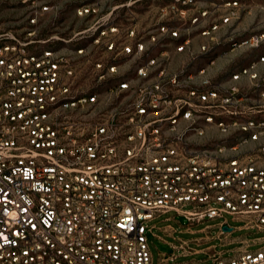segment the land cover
<instances>
[{
	"label": "built area",
	"instance_id": "obj_1",
	"mask_svg": "<svg viewBox=\"0 0 264 264\" xmlns=\"http://www.w3.org/2000/svg\"><path fill=\"white\" fill-rule=\"evenodd\" d=\"M16 1L26 28L0 27V264H152L148 222L168 211L264 233V54L230 78L247 77L253 99L208 75L225 44L264 47V31L234 36L240 0H169L146 30L131 11L119 23L76 0L88 23L44 40L41 20L58 7ZM171 51L187 61L173 69ZM239 243L211 264H264V246Z\"/></svg>",
	"mask_w": 264,
	"mask_h": 264
},
{
	"label": "rangeland",
	"instance_id": "obj_2",
	"mask_svg": "<svg viewBox=\"0 0 264 264\" xmlns=\"http://www.w3.org/2000/svg\"><path fill=\"white\" fill-rule=\"evenodd\" d=\"M50 4L59 7L56 17L51 16L50 21L46 22L39 28V38L42 40L47 39L51 35H58L63 39H68L74 33L82 30L90 19H81L75 16V8L78 5L76 0H45ZM100 1V0H91ZM241 4H245V0H240ZM253 4L264 5V0H253ZM247 4V3H246ZM24 10L17 3L16 0H0V27L3 29H10L12 31L21 32L26 27L24 25ZM139 14H143L142 12ZM123 15V14H122ZM242 18V17H241ZM245 18V17H244ZM249 21L259 19L253 14L252 18H246ZM251 24L246 28L243 36H247L250 32L257 31L256 27ZM264 31V28L258 31ZM60 49L71 47L72 44H63L60 42L55 43ZM83 81L79 82L82 85ZM226 221L227 225L233 230L226 236L218 237V224ZM243 222L236 220L233 216L223 214L222 218L214 220H205L200 223H188L185 218L178 216L174 211H168L160 214L150 222L148 226L154 228L146 233L147 244L151 256L152 264H157L161 255L175 254L176 257L168 264H189L196 261L195 264H211L212 259L210 254L206 252H199L183 256L179 252H175L172 245L179 246L181 241L189 240V249H204L207 246L213 245L215 252L223 253V257L232 256V250L239 246L241 239L248 240L251 245L248 247L250 251L257 250L264 246V233L255 232L254 230L243 229ZM172 228L173 233L167 234L163 231L164 228ZM188 229L191 231L189 232ZM208 237L210 241L203 243L193 242L196 239ZM258 243L253 244V242ZM224 242V243H223Z\"/></svg>",
	"mask_w": 264,
	"mask_h": 264
},
{
	"label": "crops",
	"instance_id": "obj_3",
	"mask_svg": "<svg viewBox=\"0 0 264 264\" xmlns=\"http://www.w3.org/2000/svg\"><path fill=\"white\" fill-rule=\"evenodd\" d=\"M245 4H241V13L239 15L238 20L234 23V36L236 38H243L246 36H243L245 32L247 31L246 28H248L251 24H253V27L257 28V31L250 32H259L258 29L264 28V5H257L253 4V0H245ZM100 4L102 12H107L110 10H116L118 21L119 23H124L126 20V12L131 11L134 13L135 19H136V25L138 29H149L153 26L154 23L158 21V9L166 5L169 0H100L97 1ZM130 6L129 8H125V6ZM198 6L201 7H207V3H199ZM58 7V6H57ZM59 10V7H58ZM143 13L142 15L139 13ZM123 14V15H122ZM253 14H255L256 17L259 16V19H256L255 21H249L246 18H252ZM57 13L54 15L52 12H47L41 22L42 25L46 22L50 21L51 16L56 17ZM242 17V18H241ZM245 17V18H244ZM262 31V30H261ZM248 34V35H249ZM247 35V36H248ZM202 41L201 38L194 36L192 39V45L194 48L197 47L198 43ZM264 54V47L256 50V51H249L246 48H237L234 50H229V46L225 44L222 46L217 53V57L215 59V63L212 67L208 70V75L211 77L213 82L215 83V86L220 91H225L229 87H235L240 95H244L249 97L250 99L254 98V92H253V83L245 76H240L237 81H232L231 75L235 73L236 66L240 65H247L253 60L254 55ZM171 59H172V68H177L181 63H184L187 61L188 57L186 53H174L171 51ZM127 68L132 69L131 63H128L125 65ZM256 72L260 77L264 76V63L257 64ZM164 232L167 234H172L173 229L170 228H164ZM191 232V231H189ZM228 234H225L223 236H226ZM219 237V235H218ZM210 241L208 237L196 239L193 242H196L198 244ZM185 243L184 249H185V255H191L196 254L199 252H206L210 254V257L217 253L215 252V247L213 245L207 246L204 249H189V243L191 241H181ZM224 243V242H223ZM181 246H174L172 245L173 249H178ZM179 252V251H175ZM179 254H181L179 252ZM196 261H193L189 264H195Z\"/></svg>",
	"mask_w": 264,
	"mask_h": 264
},
{
	"label": "water",
	"instance_id": "obj_4",
	"mask_svg": "<svg viewBox=\"0 0 264 264\" xmlns=\"http://www.w3.org/2000/svg\"><path fill=\"white\" fill-rule=\"evenodd\" d=\"M223 231H230V229L229 228H227V227H223Z\"/></svg>",
	"mask_w": 264,
	"mask_h": 264
}]
</instances>
